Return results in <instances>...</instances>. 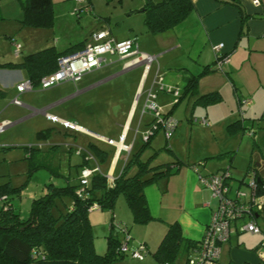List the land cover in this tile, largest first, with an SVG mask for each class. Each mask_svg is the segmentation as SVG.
Segmentation results:
<instances>
[{"label": "crops", "instance_id": "crops-1", "mask_svg": "<svg viewBox=\"0 0 264 264\" xmlns=\"http://www.w3.org/2000/svg\"><path fill=\"white\" fill-rule=\"evenodd\" d=\"M18 1L0 0V40L1 35H4L7 40L8 36L14 38L12 41L10 38L9 43L6 41L0 43L5 50V53L0 56V64L20 62L24 55L48 46H53L57 52H64L69 48L76 50L91 32L101 30L95 28L86 35L84 40L69 39L60 42L57 39L53 42L51 38H46L49 31H45L44 28H22L20 26L22 9ZM238 2L242 5L243 11L225 0H192L194 8L182 22L170 30L152 34L146 42H138V34L135 33L138 29L132 23L128 26L119 24L114 28L108 27L110 34L116 40L136 39L139 53L124 57L106 54L105 62L100 67L85 73L75 82L64 81L57 84L61 85L60 101L62 105H65L61 112L63 111L66 116L62 119L73 123L76 126L74 129L96 137L105 145L107 143L104 139L107 137L118 141L121 135L125 134L123 143L130 146V151L122 150L118 154L117 148L114 147V154L110 155V159L107 156L104 162L107 163L109 159L108 165L105 164L106 173L100 166L104 175L112 174L114 178L119 176L124 161L136 151L134 149L138 136L142 140V136L148 129L152 114L143 110L148 93L156 95V101L166 111L174 101V94L169 87L176 88L180 92L178 83L184 86L188 75L200 74L197 82L198 93L219 90L223 96L221 102L208 107L186 105L183 114L186 115L185 119L190 124L192 123L191 118L204 115L211 121L209 127L211 131L217 133L221 131L223 123L238 120L235 117L236 114H230V116L229 113L226 114L221 105L227 102L226 98H231V94H233L241 117L245 114L244 107L249 108L248 117H254L261 109H264V0H238ZM142 8L131 6L127 10L129 14H133L142 12ZM92 15H95L93 7ZM118 23L116 21L115 24ZM52 33L55 34L54 31H51ZM14 41L20 45V49L18 53H14L15 59H11V46L14 48ZM218 43H223V52L230 56L229 62L222 65L221 69L212 68L213 45ZM5 47L8 48L7 52ZM21 53L24 54L21 59H18ZM142 53L157 55V61L147 64L140 55ZM168 57L170 58L167 59ZM176 58L177 60L173 61ZM172 61L173 63L170 64ZM180 65L182 72L177 73ZM205 66H209L210 69L202 73ZM159 76L162 77L161 82L158 80ZM27 78L28 73L24 68L0 67V93L4 95L8 92L11 95L10 91H13L14 95L19 94L18 98H20V94L25 91L18 93L16 84ZM14 84L15 88L12 86ZM33 90L31 92H34ZM37 93L43 94L42 91ZM241 98H248L251 102L240 106ZM48 101L51 99L44 102ZM58 102L59 100L44 108L51 109ZM14 105L20 112H30L31 106L29 105L24 103L21 104L22 106ZM73 106L77 111L71 108ZM42 109H34V112L43 113ZM31 115L26 114L18 121L29 118ZM1 116L6 118L4 112ZM71 116L75 118H70ZM178 116L182 117L180 111H178ZM80 121L95 126L96 130H91ZM183 122L184 120L181 124ZM174 133L168 140L170 146L166 144L164 148L169 149L174 157H178L174 149L179 141V132L175 137ZM153 139L154 137L151 143ZM227 147L230 148H225L220 144L218 148L212 146L204 152L191 153L186 158L187 162L179 160L181 164L178 166L172 160L165 162L173 163L170 167L175 165L177 168L167 177L145 187L146 202L153 217L146 223L133 221L131 210L123 195L117 197L113 210L101 209L97 206L90 208L91 223H96L94 227L96 229V239L94 238L96 251L98 253L106 251L110 235L115 236L118 241L123 239L124 233L112 224L115 222L128 227L132 235L129 243L131 249L134 248L136 241H142L147 246L149 254L142 260L130 258L128 261L130 264H163L165 261L157 258V250L168 227L177 223L181 241L175 258L171 261L175 264L178 256L181 255L177 264H185L188 255L202 238L212 211L217 206L216 199L211 197L210 189L199 182L198 172L202 174L219 173L229 167L231 168L229 181L232 188L234 182L238 187L245 179V177L240 179L234 177L232 173L233 149L232 146ZM86 156L84 154V160H92ZM199 161L201 164L196 171L193 166ZM245 173L247 176V172ZM235 229L228 241L220 246V263L264 264L259 245L261 235L248 232L247 235L240 236L247 231Z\"/></svg>", "mask_w": 264, "mask_h": 264}, {"label": "trees", "instance_id": "trees-1", "mask_svg": "<svg viewBox=\"0 0 264 264\" xmlns=\"http://www.w3.org/2000/svg\"><path fill=\"white\" fill-rule=\"evenodd\" d=\"M225 2L233 4L243 11V7L238 0H225ZM19 3L22 9V17L20 19L22 28L47 29L53 26L54 8L52 0H19ZM88 5L91 9L87 12L92 13L90 0H88ZM85 7L87 5L82 8L86 9ZM193 8L192 0H145L142 12L146 30L152 34L170 30L182 22ZM10 38L8 36V39ZM88 38L80 44L79 48L83 47ZM10 40L12 41L14 38ZM72 51L74 49L71 50L69 48L64 52H57L53 46H48L24 55L20 62L3 63L0 64V67L18 66L24 68L33 85L37 86L43 76L57 69L58 57ZM209 69V66H205L202 73ZM199 75H188L182 92L180 91L178 95H174L171 107L166 111L163 109L164 115L172 116V112L187 96L189 98L193 97L192 106L208 107L223 100L222 93L219 90L198 93L197 82ZM154 101L159 105L156 101V95L154 96ZM242 105L240 103V106ZM143 110L150 112L144 107ZM150 113L152 114V112ZM201 117L207 118L204 115ZM201 117L195 116L191 118V121L200 123ZM207 120L209 124L202 125L210 127L211 122L208 118ZM153 123L152 114V121L149 123L148 128ZM228 128L232 132L237 130L245 131L247 129L244 118L228 123ZM159 129L160 127L157 126L146 140L142 139V144L134 153L127 157L121 173L114 178L113 182H109L102 171H94L88 177V184L83 187L82 195L80 196L77 194V190L81 186L80 173H78L77 184L67 182L64 187H56L50 184L48 192L32 201L30 214L26 219L20 217L12 202V199L17 195V189L0 186V264H111L114 260L125 257L126 254L121 253L117 249L121 241H118L113 235L108 238L105 252L98 253L96 251L94 234L89 219L90 208L93 205H97L101 209L113 210L117 197L123 195L135 223H146L153 218L148 209L144 189L149 184L167 177L172 171H176L177 168L175 165L170 167V164L173 163L152 164L153 159L157 155V150L153 151L146 159L142 158L145 149L151 147L152 138ZM91 145L95 148L97 162H105L107 151L98 145ZM25 149L28 152L26 157L30 159L32 170H34L40 166L37 162L38 159H35L40 147L26 146ZM179 160L177 159L174 162L176 166L181 164ZM86 162L84 160L80 167L82 168ZM198 163H201V161ZM251 170L255 169L250 164L246 172ZM255 173L259 176L256 170ZM259 178L256 193L261 192L262 184H264V179L260 176ZM243 181L245 182L246 179H243ZM63 197H69L71 204L65 213L55 216L53 210L57 206L56 201ZM180 241L179 225L173 223L168 227L159 245L156 253L157 258L159 260L162 258V261L173 264L171 260L175 258Z\"/></svg>", "mask_w": 264, "mask_h": 264}, {"label": "rangeland", "instance_id": "rangeland-1", "mask_svg": "<svg viewBox=\"0 0 264 264\" xmlns=\"http://www.w3.org/2000/svg\"><path fill=\"white\" fill-rule=\"evenodd\" d=\"M52 1L54 8V24L51 28H47V30L45 28L44 30L49 31L46 38H51L53 42L57 39H59L60 42H65L69 39L84 40L86 35L95 28L108 30V27L114 28L119 24L128 26V24L131 23L138 29L135 30V33L138 34V42H146L148 37L152 36V33L148 32L145 28L143 13L137 12L129 14V10H127L131 6L138 7V9L143 7L144 5L142 4L145 0H90L95 15H92V13L82 8L88 5V0ZM116 21L119 22L117 25L115 24ZM51 31H54L55 34H51ZM1 37L0 43L5 41L9 43V39L7 40L4 35H1ZM5 48L7 52L8 48ZM11 51L10 58L15 59V48H13V46H11ZM2 53H5V50L4 46L0 44V56ZM23 54L24 53H21L18 59H21ZM169 58L170 57L167 59ZM175 60H177V58L173 61ZM173 61L170 62V64H172ZM164 69L165 68H163V70ZM181 72L180 65L177 69V73ZM12 86L14 87L15 84ZM60 86L61 85H55L45 89L35 88L33 90L34 92L25 91L20 94V101L31 106V108H29L30 112H20L16 108L17 106L12 103L14 97L19 94L14 95L13 91H10V93H12L11 95L8 92L4 93V95L0 93V115L4 112V116H6V118L3 116L0 117V126H3L0 130V186H8L17 189V195L12 199V202L16 211L19 212L20 217L23 219L28 218L32 201L48 192L50 184L56 187H64L67 182L71 184L78 183V173H80L79 171L81 170L80 164L84 162V154L88 151V153L94 155V159H96L95 148H93L91 144L98 145L105 149L109 159L110 155H113L115 152V146L105 145L96 137H91L88 133H82L74 128H64L59 122H53L48 119L44 113L34 112V109L40 110L46 105L59 100L53 108L44 109L58 118H64L66 115L63 111L61 112V110H64L65 105H62L60 101ZM178 87L182 92L183 85L181 86L178 83ZM38 91H42L43 94H39L41 92L37 93ZM47 99H51V101L47 103L44 102ZM191 99L192 98H189V96L184 98L173 112V117L176 120L174 137L176 133L178 134L179 132V141L174 149L178 155V159L187 162L186 158L188 155L190 156L191 153L198 154L202 151L204 152L205 149L212 148V146L218 148L220 144L224 145L225 148H230L227 146H232L231 148L234 152L232 173L234 177L238 179L245 177L247 181L251 171L247 172V176H245V172L247 171L246 169H248V165L251 164L257 174L264 179V109H261L254 117H248L249 108L244 107L243 110H245V114L241 117L233 94H231V98H226L227 102H223L221 105H223L222 107L225 109V113H229V116L230 114H236V119L245 118L244 123L247 129L245 131L237 130L232 132L228 128V123L230 122H227L223 123V126L221 125V131L216 133L211 131L209 127H205L194 121L190 124L185 119L186 115L183 114V111L186 110V105L192 104ZM71 108L77 111L76 107L73 106ZM162 108L165 110L164 107ZM178 111L182 114L181 118L178 116ZM26 114L32 115L29 118L18 121L19 118ZM196 116L201 117L198 115ZM70 118H75V116H71ZM183 120L184 122L181 124ZM80 122L91 130H96L95 126L82 121ZM109 138L110 137H107L106 139ZM169 139L165 137L163 128H160L154 136L151 147L145 149L142 158L146 159L153 151L157 150V155L153 159L152 164L164 163L168 160L176 161L177 158L174 157L169 150L164 148L166 144L170 146L168 143ZM141 144L142 140L140 136H138L134 150ZM26 146H40V150L37 152L38 155L35 156L40 166L34 170H32L30 159L26 157L28 154L25 149ZM79 148L82 151L77 153L76 150ZM122 155H124V153H122ZM109 159L107 163L97 162L96 159V162L105 173V164L108 165ZM94 165L95 162L93 160H88L84 166L93 168ZM236 188L237 183L234 182L231 191L232 194H235ZM240 188L244 190L249 189L245 184H241ZM243 198H248V194ZM56 203L57 206L54 208L53 212L55 216H59L60 213H65L67 211V208L71 204V199L69 197L59 198ZM90 218L89 216V219ZM257 222L262 232H264V215L261 214L257 218ZM91 226L92 231L94 230V238L96 239V229H94L96 223H91ZM247 233L248 232H244L240 236L247 235ZM257 235H261V237L264 236V234ZM119 236L121 237V234ZM137 242L139 243L142 241H136V243ZM136 243L134 248L137 246ZM147 254H149L148 251L143 259ZM180 257L181 255L178 256L175 264L180 261ZM130 258H132L130 255H126L124 258L114 260L111 264H130L128 262Z\"/></svg>", "mask_w": 264, "mask_h": 264}, {"label": "built area", "instance_id": "built-area-1", "mask_svg": "<svg viewBox=\"0 0 264 264\" xmlns=\"http://www.w3.org/2000/svg\"><path fill=\"white\" fill-rule=\"evenodd\" d=\"M85 8L86 11L91 9L89 5ZM14 46L15 52L18 53L20 45L14 41ZM223 48V43L213 45V67L216 69H221L222 65L228 63L230 60L229 54L223 52ZM137 53H139V50L136 39L127 38L116 40L112 37L109 30L95 31L90 34L83 47L60 55L57 59V69L52 73L43 76L37 86L33 85L31 80L27 78L18 82L16 84V89L18 93H22L24 91H32L34 88H49L64 81L75 82L85 73L100 67L102 63L105 62L106 54H116L124 57ZM140 55L147 64L157 61V55L143 53ZM158 80L161 82L162 77L159 76ZM169 89H171L174 95H178V89L170 87ZM154 96L153 93L149 92L144 104V109L152 112L154 119L153 125L149 127L142 136V139L144 140L153 133V129L157 126L163 128L165 137L169 138L176 126L175 118L163 114V108L154 101ZM240 102L248 105L251 101L248 98H241ZM12 103L17 105L22 104L18 96L14 97ZM42 112L51 121L59 122L65 128H76V126L70 121L60 119L57 116L48 113L46 109H42ZM199 122L201 124H209V121L205 117H201ZM2 128L3 126H0V130ZM124 138L125 134L121 135L118 141L112 139L104 140L108 144L114 145L117 148V153L120 154L122 150L127 152L130 151V146L123 143ZM81 151V149L76 150L77 153H80ZM85 154L88 159H92L95 162V165L93 168L86 166L82 167L79 176L81 186L77 190L79 196L82 195L83 187L88 184V177L90 174L94 171H101L94 156L88 152ZM200 164L201 163L195 164L193 166L194 170L197 171ZM106 177L109 182H113L114 176H112V174H107ZM230 178L231 174L229 167L219 173L202 174L198 172L199 182L210 189L211 197L216 199L217 206L215 210L212 211L210 221L206 225L202 238L188 255L186 264H221L219 261L220 246L228 241L233 230H236L235 228L240 231H247L254 234H264L257 222V218L261 214L264 215V184H262L261 192L256 193L259 180L256 176L255 170H251L247 181H242L241 183L245 184L249 189H241V185H239L235 189V194H232L231 191L233 188L230 185ZM247 194L248 198H243ZM96 206L97 205H93L92 207ZM112 224L116 225L119 230L124 233V237L117 249L123 254L142 260L147 253L146 244L144 242H139L136 248L130 249L129 243L132 237L129 234L127 226L115 222ZM260 248L261 256L264 257V236H262ZM163 264L169 263L165 262Z\"/></svg>", "mask_w": 264, "mask_h": 264}, {"label": "clouds", "instance_id": "clouds-1", "mask_svg": "<svg viewBox=\"0 0 264 264\" xmlns=\"http://www.w3.org/2000/svg\"><path fill=\"white\" fill-rule=\"evenodd\" d=\"M84 167V166H83ZM82 169V168H81ZM81 171V170H80ZM257 177L259 178V176L257 175ZM129 231V230H128ZM262 239V238H261Z\"/></svg>", "mask_w": 264, "mask_h": 264}, {"label": "water", "instance_id": "water-1", "mask_svg": "<svg viewBox=\"0 0 264 264\" xmlns=\"http://www.w3.org/2000/svg\"><path fill=\"white\" fill-rule=\"evenodd\" d=\"M258 180H260V178H258Z\"/></svg>", "mask_w": 264, "mask_h": 264}]
</instances>
